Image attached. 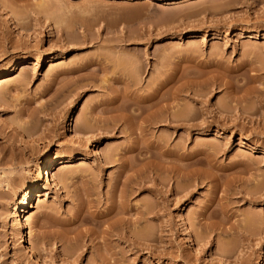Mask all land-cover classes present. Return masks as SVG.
I'll list each match as a JSON object with an SVG mask.
<instances>
[{
    "label": "rangeland",
    "instance_id": "rangeland-1",
    "mask_svg": "<svg viewBox=\"0 0 264 264\" xmlns=\"http://www.w3.org/2000/svg\"><path fill=\"white\" fill-rule=\"evenodd\" d=\"M161 79L140 135L126 118ZM123 189L135 243L72 256L78 208ZM0 264H264V0H0Z\"/></svg>",
    "mask_w": 264,
    "mask_h": 264
},
{
    "label": "bare ground",
    "instance_id": "bare-ground-1",
    "mask_svg": "<svg viewBox=\"0 0 264 264\" xmlns=\"http://www.w3.org/2000/svg\"><path fill=\"white\" fill-rule=\"evenodd\" d=\"M100 63H101V61H99ZM100 63H99V65H100ZM130 63V62H129ZM132 63V62H131ZM18 64H20V62H18ZM98 64V63H97ZM136 64V63H135ZM81 69H83V68H81ZM130 70H127L128 72L126 73V75H124V74H122L123 76H125V77H123L124 79H125V81H127V83L128 82H131V83H133V81L135 80V77L137 76V75H139L141 72H142V67H141V65L140 66H138V65H135L134 67H133V65H132V67H131V65H130V68H129ZM79 70V68L77 69V71ZM68 74L69 73H73V70H69L68 72H67ZM76 78V79H75ZM75 78L74 79H69V84H71V87H72V84H76V82H77V78H80L79 77V75L76 77L75 76ZM104 80V79H103ZM102 80V81H103ZM165 80V79H164ZM164 80H160L156 85H155V87H153V89H152V92L150 93V94H148L147 96H138L137 97V103H136V105H134V107L132 108L133 109V113L135 112V115L133 114V115H131L132 117V120L131 119H128V118H126L127 120H125V116H121V115H124V114H121L120 112V116H119V114L117 115V117H120V118H118V121L120 122L121 120L122 121H127L128 122V125H130L131 127H129L130 128V130H133L134 128H135V123L138 125V130H139V134L140 135H142L143 133H146V127H148L149 125H150V123L148 124V126L146 125L147 123H148V121L150 120L149 119V117H152L153 118V116H151V114L153 115V111H152V113L150 112V110L154 107V105H156V104H158V102H159V100L157 101L156 99L158 98L157 97V93L159 92L158 90H160V89H163L162 87L164 86V85H166L165 83H166V80L164 81ZM78 83V82H77ZM69 84H67L66 83V86L67 85H69ZM64 87H65V85H64ZM81 87H82V85H81ZM63 88V87H62ZM60 90H62V89H60ZM66 90H67V87H66ZM133 98H135V97H133ZM134 102H132L131 104H133ZM145 104V105H144ZM147 104V105H146ZM121 107V106H120ZM119 107V108H120ZM162 107V106H161ZM160 107V108H161ZM125 109H127V107L126 108H124V110ZM163 109V108H162ZM113 110V109H112ZM117 110V109H116ZM153 110V109H152ZM157 110H159V109H157ZM161 110V109H160ZM165 110V109H164ZM114 111V110H113ZM127 111V110H126ZM116 112V111H115ZM160 112H162V111H160ZM164 112V111H163ZM113 113V112H112ZM123 113V112H122ZM151 113V114H150ZM126 114V113H125ZM131 114H132V110H131ZM163 114V113H162ZM130 116V115H129ZM69 117H73V110H71L70 112H69ZM114 117V116H113ZM126 117H127V114H126ZM177 117H179V116H177ZM111 118V117H110ZM151 118V119H152ZM175 119H176V117H174ZM116 120H117V118H116ZM168 120V121H167ZM121 121V122H122ZM160 121H162V122H170L169 121V119L165 116V117H163V118H161L160 117ZM158 122V121H157ZM161 122V123H162ZM178 122V121H177ZM116 124H117V122H116ZM133 124L135 125L134 126V128H133ZM169 124V123H168ZM115 127H116V125L113 127L112 126V130H114L115 129ZM132 128V129H131ZM134 131V130H133ZM131 132V131H130ZM77 133H79V132H77ZM132 133V132H131ZM80 135V134H79ZM136 147V146H135ZM138 147V146H137ZM134 149V148H133ZM137 149V148H136ZM135 150V149H134ZM130 151H133L132 150V148H131V150ZM138 151H139V149H138ZM150 152V151H149ZM147 153H148V150H147ZM146 151L144 150V151H141V152H139V153H137L138 154V156H140V157H142L143 159H145L146 158ZM110 158V157H109ZM108 158V159H109ZM45 162L43 163V165L42 166H40L38 169L40 170V173H39V175H38V180L36 181V182H34L32 185H31V189H29L25 194H24V201H23V204H22V206H21V208H20V210H19V212H18V214H19V216H20V214H25V213H27L28 212V210L30 209V207H31V202L33 201V199H34V197L35 196H37V195H39L40 194V192H41V190L43 189V187L45 186V184L44 183H46V185L47 186H51V184H53V182L54 181H52V179H51V175H52V168L55 166H53L52 164L54 163L53 162V158H52V156L49 154V153H46V155H45ZM65 159L66 158H62V159H60V162L58 161V165L57 166H60V165H64V163H65ZM114 161H116V159H113V158H110L109 160H107V162L109 163V162H114ZM127 162H125V161H123V160H121V164H120V166L119 167H121L122 168V170L124 169L126 172L128 171V170H131V167H130V165L128 166L127 164H126ZM143 165H145V164H143ZM143 165H142V167H143ZM146 166V165H145ZM151 166V165H150ZM149 166V167H150ZM134 167V166H133ZM133 167H132V170H133ZM145 168V167H144ZM143 168V169H144ZM148 167H146V169H147ZM142 169V168H141ZM149 170V169H148ZM143 171V170H142ZM133 172V171H132ZM137 172V171H136ZM139 172V171H138ZM147 172V171H146ZM145 172V173H146ZM125 173V172H124ZM128 173V172H127ZM144 175V174H143ZM143 177H145V175L144 176H142V178ZM149 177V176H148ZM127 178V177H126ZM142 180V179H141ZM149 180V179H148ZM137 183H138V181H136ZM151 182H153L154 184H151V185H155V183L156 184H160V185H162V183H161V181L160 182H158L157 183V180L155 179V178H153L152 179V181ZM117 183H118V181H117ZM139 183H141V182H139ZM145 183H146V181H143L142 180V183L141 184H139V187H138V184L136 185V187H138L137 188V190L139 191V190H142V189H145ZM123 184V183H122ZM128 184V183H127ZM126 184V185H127ZM55 185V184H54ZM125 185V186H126ZM134 186V185H133ZM163 186V185H162ZM115 187V186H114ZM123 188V187H122ZM117 189V188H116ZM116 189H113V190H116ZM129 189H131V188H129ZM135 189V188H134ZM126 190H128V189H126ZM130 192H131V190H129ZM128 191V192H129ZM114 192H116V191H114ZM111 193V195H110V197L108 198V199H110V202L108 203L109 205L103 210V211H94V213H91V212H93V211H91V212H89V211H87V210H90V209H87V210H83V209H81V207L80 208H78V210H77V213L75 214V218H73L72 220H70V222H68L69 223V225H78V227H81L82 225H88L89 227L85 230L86 232H83V234H84V236L83 237H79V232L77 231V227H75V229H76V231L78 232H76L77 234H74L72 237H70V238H72V240L73 241H76V246L74 245L73 246V248L70 250V254L72 255V256H76V257H79L80 256V253L81 252H83V250H82V247H86V251H87V249H91L92 248V246H93V244L92 243H94V246L93 247H95V245H98V246H96V248L97 247H99L100 246V252H98V253H96L97 255L98 254H100V256L98 257V260H100L101 262H102V260L104 261V260H107L108 258H111L112 256L113 257H115V256H117L116 254H117V251L115 250V246H114V244L112 243L113 241H112V239L111 238H114V237H116L117 239L119 238L120 239V237L121 238H124L126 241H128L129 243H130V245H128V246H131V245H133L134 243H135V235H134V232L133 231H135V230H133L134 229V222H138V221H136V219L134 218V220H129V219H125V218H123V215L124 214H126V213H128L129 211H131V210H129L128 209V205H126V203H127V199H128V195L130 194V192L129 193H127V191L126 192H124V189H123V191H122V193H120V195L118 196L119 198H117V199H119V202L116 204V201H115V199H116V197H115V193ZM120 192V191H119ZM91 193V192H90ZM94 193H91V194H87V192H86V197H88V198H90V197H92V195H93ZM128 194V195H127ZM97 197V196H96ZM92 200H95V199H91L90 201L92 202ZM97 200V199H96ZM89 202V201H88ZM97 202V201H96ZM90 203V202H89ZM93 204H95V201H94V203ZM92 204V205H93ZM97 204V203H96ZM99 204V203H98ZM128 206V207H127ZM90 207H92L91 205H89V207L88 208H90ZM94 207H97V206H94ZM145 209V210H144ZM143 209V211H140V212H142L141 213V216L143 217V215H147L148 214V209H147V207H145ZM140 214V213H139ZM141 216H139V217H141ZM23 217V216H22ZM141 217V218H142ZM145 217V216H144ZM112 218V219H111ZM140 218V219H141ZM143 219V218H142ZM141 219V220H142ZM144 219H146V218H144ZM143 219V220H144ZM110 220H113V221H110ZM140 220V221H141ZM67 223V224H68ZM60 224V223H59ZM61 224H63V223H61ZM69 225H67V226H69ZM73 225V226H74ZM80 225V226H79ZM60 227V226H59ZM28 229V222H27V220L26 219H24L22 222H20V224H19V242L21 243V244H23V245H26L27 244V232H26V230ZM72 232H73V230H72ZM148 232V231H147ZM74 233V232H73ZM71 234V233H70ZM82 234V235H83ZM134 235V237H133V235ZM147 235V234H146ZM149 238V237H148ZM68 239H69V237H68ZM86 240H89V244H86L85 245V243L87 242ZM69 241V240H68ZM77 242H78V244H77ZM74 243V242H73ZM70 244V243H69ZM92 244V245H91ZM33 247H29V245H28V247L26 248L27 250V252L26 253H28V255H29V257L32 259V260H34L35 258H36V254H35V251H33V249H32ZM69 248V247H68ZM104 248V249H103ZM92 249H94V248H92ZM98 249V250H99ZM94 250H96V249H94ZM34 252V253H33ZM37 253V252H36ZM67 253V252H66ZM115 255V256H114ZM112 257V258H113ZM37 260V259H36ZM35 261V260H34Z\"/></svg>",
    "mask_w": 264,
    "mask_h": 264
}]
</instances>
